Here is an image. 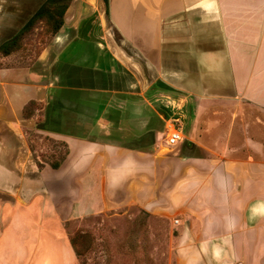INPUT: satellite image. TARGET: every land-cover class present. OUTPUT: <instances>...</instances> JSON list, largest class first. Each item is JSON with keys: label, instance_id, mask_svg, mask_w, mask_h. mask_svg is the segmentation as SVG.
I'll list each match as a JSON object with an SVG mask.
<instances>
[{"label": "crops", "instance_id": "1", "mask_svg": "<svg viewBox=\"0 0 264 264\" xmlns=\"http://www.w3.org/2000/svg\"><path fill=\"white\" fill-rule=\"evenodd\" d=\"M45 1L0 0V45ZM10 57L0 264H76L68 222L128 205L179 215L178 264H264V0H72L32 64ZM161 86L194 103L185 151L165 159ZM25 131L65 146L58 168L38 166Z\"/></svg>", "mask_w": 264, "mask_h": 264}, {"label": "rangeland", "instance_id": "2", "mask_svg": "<svg viewBox=\"0 0 264 264\" xmlns=\"http://www.w3.org/2000/svg\"><path fill=\"white\" fill-rule=\"evenodd\" d=\"M55 35L45 33L42 24L37 25V29L24 39L21 49L9 55L11 59L7 64H32ZM1 58L0 55V66L3 63ZM159 89L160 92L155 96L157 100L152 106L163 114L160 119L161 131L165 130L166 121L175 120V125L185 134L187 109L193 108V101L166 86ZM25 134L28 140L32 141V150H36L40 156L37 161L39 166L62 163L66 155V148L62 143L34 131H25ZM153 140L154 152L164 159L183 154L178 153V149L181 151L184 143L167 146L165 133L156 134ZM150 141L148 138L147 142ZM164 178L165 174L163 180ZM176 218L179 219V215L148 214L137 205H128L73 219L68 222L66 228L69 238L77 234L80 236L76 239V246L79 248H83V241L89 242L76 264H178L177 237L183 224H175ZM82 236L85 238H81Z\"/></svg>", "mask_w": 264, "mask_h": 264}, {"label": "trees", "instance_id": "3", "mask_svg": "<svg viewBox=\"0 0 264 264\" xmlns=\"http://www.w3.org/2000/svg\"><path fill=\"white\" fill-rule=\"evenodd\" d=\"M71 1L72 0H46L11 39L0 45V55L4 57L17 53L21 49L24 39L32 34L39 24L44 26L45 33L55 35L63 25V16ZM104 2L107 4L108 0H104ZM39 108V104L34 101H29L23 107L22 115L24 118L30 119L34 115L35 110ZM59 165V162L50 164L54 169L58 168ZM78 237L80 236L77 234L73 238H69V242L74 249L77 259L83 256L89 244L88 240L83 241V248H79L76 246V239ZM81 238H85V236Z\"/></svg>", "mask_w": 264, "mask_h": 264}, {"label": "built area", "instance_id": "4", "mask_svg": "<svg viewBox=\"0 0 264 264\" xmlns=\"http://www.w3.org/2000/svg\"><path fill=\"white\" fill-rule=\"evenodd\" d=\"M175 120L166 121L164 125V133L166 134V145L167 146H173L176 143L183 141L182 134L180 132V128L175 125ZM178 221L175 220V224H177Z\"/></svg>", "mask_w": 264, "mask_h": 264}]
</instances>
